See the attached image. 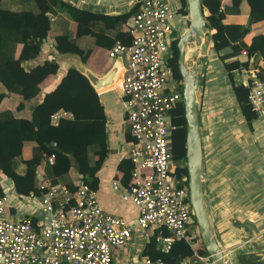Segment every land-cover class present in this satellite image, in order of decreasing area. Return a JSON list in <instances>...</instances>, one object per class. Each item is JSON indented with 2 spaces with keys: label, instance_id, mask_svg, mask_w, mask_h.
<instances>
[{
  "label": "crops",
  "instance_id": "1",
  "mask_svg": "<svg viewBox=\"0 0 264 264\" xmlns=\"http://www.w3.org/2000/svg\"><path fill=\"white\" fill-rule=\"evenodd\" d=\"M62 1L82 9L83 15L74 21L57 8L44 11L43 14L50 21L49 31L40 42L37 55L24 63L25 68H29L50 59L58 63L56 73L48 74L43 78L38 85L40 88L38 96L25 102L23 110L16 111L14 109L16 99L8 97L1 101L0 111L8 109L14 116L28 119L29 106L39 102L44 92L53 89L68 67H75L80 72L86 68L95 76H101L113 63L124 66V55H119L118 58H110L107 55V44L117 32H123V22L109 20L103 22L101 17L128 13L136 0ZM164 1L172 10V23L176 24V26L172 25L171 33L178 37L188 25L187 13L184 15L179 12L180 9L186 10L185 0L184 5L180 0ZM224 1L229 4L228 0ZM0 7L14 11H36L32 0H0ZM247 11L248 6L242 1L239 4V12L225 13L223 22L245 24ZM90 19L92 20L91 24L89 23L90 28L100 34L98 42H95L94 37L89 34L77 36L78 28L88 25ZM262 32H264V19L250 25V30L243 41L249 43L253 35ZM61 34L73 38L82 51H88L84 61L77 54L56 52L54 48L56 36ZM205 41L204 58L201 57L198 45L195 43H192L190 55L195 50L200 55L196 56L192 63L199 75L195 100L202 151V188L208 223L216 243L229 264H264V113L261 115L254 113L255 116L250 123L246 122L239 110L231 85V82L245 85L248 80L253 81L256 79L254 77L256 69L251 64L247 68L228 69V64L231 62L224 66L212 50L207 34ZM245 58L246 54L240 52L236 56L237 61H243ZM249 60L252 61V58ZM255 62L260 64L261 61L257 58ZM227 71H231L232 77H228ZM74 80L79 85L89 84L86 78L74 77ZM118 85L94 90L105 116L106 155L91 184L100 208L108 214L123 219L130 231V239L125 245L111 248V264H142L144 257H147L142 254V250L149 236H155L157 249L161 246V238L168 236L169 233L164 228H151L148 230V235L144 236L143 231L136 224L135 206L119 197L118 193L129 183L132 165L129 169H125V165L129 163L126 152L130 137L122 105L123 97ZM262 107L264 110V103ZM32 145L30 141L22 145L21 157L26 164L35 165L37 185L49 183L45 173L46 163H49L48 155L40 160L31 159ZM15 168L16 171H20L23 165L17 164ZM62 173L65 174L58 179L59 182L69 183L72 186L75 173L73 168H67ZM0 183L5 185L6 190L9 185L14 196L5 210L6 217L10 220H18L25 212L36 214L38 216L33 217L32 221L34 228L37 229V223L44 219L36 201L40 194L35 193L36 200L28 201L25 196L28 193L15 192L11 182L0 177ZM112 183L117 184L116 190H113ZM163 232L168 235H163ZM207 260V258L191 256L183 258L176 264H201V261Z\"/></svg>",
  "mask_w": 264,
  "mask_h": 264
},
{
  "label": "built area",
  "instance_id": "2",
  "mask_svg": "<svg viewBox=\"0 0 264 264\" xmlns=\"http://www.w3.org/2000/svg\"><path fill=\"white\" fill-rule=\"evenodd\" d=\"M136 9L126 23L129 43L114 44L110 58L125 56L124 71L118 85L129 133L127 159L132 164L129 183L119 197L132 203L136 224L148 235L151 228H164L160 250H167L174 238L190 244L196 237L191 227L187 184L178 181L169 153V135L175 129L169 111L182 101L181 82L167 63L172 40L173 13L164 0H136ZM240 53L245 54L244 50ZM247 101L256 114H263L264 74L248 86ZM64 112H55V124ZM47 161L52 162V155ZM39 197L29 192L26 199L36 200L44 219L33 226V217L25 212L18 220L6 217L10 204L7 192L0 195V264H111V248L130 239L126 222L104 212L87 184H39ZM113 190L117 184L112 183ZM31 203V202H30ZM200 259L207 256L196 255ZM142 264H165L144 257Z\"/></svg>",
  "mask_w": 264,
  "mask_h": 264
},
{
  "label": "trees",
  "instance_id": "3",
  "mask_svg": "<svg viewBox=\"0 0 264 264\" xmlns=\"http://www.w3.org/2000/svg\"><path fill=\"white\" fill-rule=\"evenodd\" d=\"M32 1L36 11H14L0 7V103L3 99L12 97L17 102L14 107L16 111L23 110L25 102L38 96L39 83L48 74H55L58 69V63L50 59L33 67L25 68L24 66L26 61L37 55L39 44L49 31L50 21L43 12L52 11L54 7L74 21L84 12L62 0ZM228 1L229 4H226L224 0H201L205 31L211 41L212 50L224 66L231 62L228 64L229 67L227 66L228 69L230 67H233V70L247 68L251 64L256 69L254 77L260 78L264 74V32L253 35L249 43H245L243 38L249 32L251 24L264 19V0ZM242 1L248 6L246 23L223 22L225 13L237 14L239 12V4ZM180 2L182 5L185 4L184 0ZM135 9L136 3L128 13L101 17L103 22L108 20L123 22V32H117L114 35L107 44V50L116 43L128 44L129 34L126 31V23ZM179 12L186 15L185 9H180ZM90 21L92 20L88 21V25L78 28L77 36L89 34L94 37L95 42H98L100 34L90 28ZM171 34L174 36L173 32ZM56 37L54 44L56 52H69L79 55L82 61L86 59L88 51H82L73 38L64 34ZM177 38L174 36L170 41V55L167 63L172 69L174 78L180 81L181 77L177 70ZM241 50L245 51L246 58L243 61H237L236 56ZM249 58H252V61ZM257 58L260 59V64L255 62ZM227 72L228 77H232L231 71ZM74 77L85 79L73 67H68L59 77L56 86L44 92L39 102L29 106L28 119L14 116L8 109L0 111V177L11 182L15 192L40 194L43 191L36 183L35 165L26 164L21 157V147L28 141L33 143L31 159L40 160L44 156L52 155V162L46 163L45 166L49 183L66 185L72 189L71 184L58 180L65 174L62 172L72 167L75 172L72 185L83 183L93 189L92 178L101 167L106 155L105 116L97 93L89 84L76 83ZM250 83L249 80L245 85L231 82L239 110L248 123L255 116L247 101V90ZM55 112H64L65 115L59 116L56 123L52 124L50 116ZM169 115L170 123L175 125V129L169 135L168 146L171 160L175 165L173 174L178 181L184 175L185 180L178 184H187L184 158L185 120L182 101L169 111ZM129 163L125 165V169L131 167L132 164ZM17 164H22L23 169L16 171ZM5 189V185L0 183V195L5 192ZM190 223L191 227L196 229L192 216ZM163 235H168V233L163 232ZM195 238L191 244L181 238H174L167 250L161 251L160 248H155V236L150 235L142 254L151 261L160 260L165 264H176L185 257L197 254L207 256L198 233ZM197 242L198 244L195 245ZM210 261L208 257V260L201 261V264H211Z\"/></svg>",
  "mask_w": 264,
  "mask_h": 264
},
{
  "label": "water",
  "instance_id": "4",
  "mask_svg": "<svg viewBox=\"0 0 264 264\" xmlns=\"http://www.w3.org/2000/svg\"><path fill=\"white\" fill-rule=\"evenodd\" d=\"M185 3L188 25L178 36L176 47L178 51L177 70L181 77V97L185 120L184 158L187 173L188 204L200 242L207 257L211 260L210 263L229 264L210 229L202 188V151L195 100L199 75L196 73L192 61L196 56L201 55L204 58L206 51L203 9L201 0H185ZM188 42L198 45L200 55L195 50L191 54V60L185 61L184 50ZM73 68L75 69V67ZM75 70L87 79L93 90L98 91L112 84H119L124 66L120 63H113L109 70L101 76H95L86 68H83L82 72Z\"/></svg>",
  "mask_w": 264,
  "mask_h": 264
},
{
  "label": "rangeland",
  "instance_id": "5",
  "mask_svg": "<svg viewBox=\"0 0 264 264\" xmlns=\"http://www.w3.org/2000/svg\"><path fill=\"white\" fill-rule=\"evenodd\" d=\"M174 23H172V25H173ZM175 26H176V24H174ZM177 26H179V24L177 25ZM204 39H205V35H204ZM192 42H188L187 44H186V46H185V50H184V58L188 61V60H191V55H190V49L192 48ZM180 89V88H179ZM8 189L6 190L5 189V192H7L8 193V196H9V200L11 201L12 199H13V192H12V190H11V188H10V186L8 185V187H7ZM194 228V227H193ZM195 240H196V238H195ZM196 245L198 244V242L197 243H195Z\"/></svg>",
  "mask_w": 264,
  "mask_h": 264
},
{
  "label": "bare ground",
  "instance_id": "6",
  "mask_svg": "<svg viewBox=\"0 0 264 264\" xmlns=\"http://www.w3.org/2000/svg\"><path fill=\"white\" fill-rule=\"evenodd\" d=\"M185 60H186V59H185ZM114 85H115V84L110 85L109 88H112Z\"/></svg>",
  "mask_w": 264,
  "mask_h": 264
}]
</instances>
